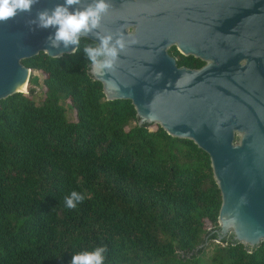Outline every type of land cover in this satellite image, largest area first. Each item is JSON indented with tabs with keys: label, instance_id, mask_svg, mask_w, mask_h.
Instances as JSON below:
<instances>
[{
	"label": "trees",
	"instance_id": "16d2710c",
	"mask_svg": "<svg viewBox=\"0 0 264 264\" xmlns=\"http://www.w3.org/2000/svg\"><path fill=\"white\" fill-rule=\"evenodd\" d=\"M89 44L21 61L27 94L0 101V264H70L97 246L105 264H182L208 247L212 264H264V243L214 242L220 197L208 156L137 126L129 101H106L87 73ZM168 54L177 67L203 65ZM71 191L85 197L75 209L63 202Z\"/></svg>",
	"mask_w": 264,
	"mask_h": 264
},
{
	"label": "water",
	"instance_id": "95a60500",
	"mask_svg": "<svg viewBox=\"0 0 264 264\" xmlns=\"http://www.w3.org/2000/svg\"><path fill=\"white\" fill-rule=\"evenodd\" d=\"M62 2L40 0L31 14L0 23V101L27 94L30 70L21 61L72 54L73 46L48 47L52 29L26 26L37 10ZM107 2L101 34L120 31L135 43L111 71L90 64L89 77L106 101H129L137 126L154 124L208 156L220 197L215 243L229 238L248 250L264 243V0ZM171 48L203 65L177 67Z\"/></svg>",
	"mask_w": 264,
	"mask_h": 264
},
{
	"label": "clouds",
	"instance_id": "9594fccd",
	"mask_svg": "<svg viewBox=\"0 0 264 264\" xmlns=\"http://www.w3.org/2000/svg\"><path fill=\"white\" fill-rule=\"evenodd\" d=\"M40 0H0V23H7L20 14H31L32 9ZM111 3L107 0H63L51 9L37 10L35 17L26 21L29 31L52 29L45 38V43L52 49H68L72 47V54L80 50L81 36H93L99 41L83 48L84 55L96 73L102 70L111 71L121 53L129 43L123 32H105L101 34V22L108 13ZM83 194L71 191L64 197V206L75 209L84 201ZM105 246H97L91 251L85 250L75 253L70 264H105Z\"/></svg>",
	"mask_w": 264,
	"mask_h": 264
},
{
	"label": "rangeland",
	"instance_id": "374dc122",
	"mask_svg": "<svg viewBox=\"0 0 264 264\" xmlns=\"http://www.w3.org/2000/svg\"><path fill=\"white\" fill-rule=\"evenodd\" d=\"M34 75H38L37 73H33ZM27 88H28V86H27ZM27 88H26V90H27ZM37 100L38 99H36L35 98V102L37 103ZM66 117L69 119V120H71V121H73V119H74V114H73V112L72 111H67L66 112ZM155 126L156 125H150V127H149V129L150 130H153L154 128H155ZM206 228H207V226H206ZM213 248L212 247H208L207 248V250H203L202 251V253L198 256V257H196L195 258V260H192V261H186V262H183L182 264H212V260H211V255H212V253H213ZM180 264V263H179Z\"/></svg>",
	"mask_w": 264,
	"mask_h": 264
}]
</instances>
